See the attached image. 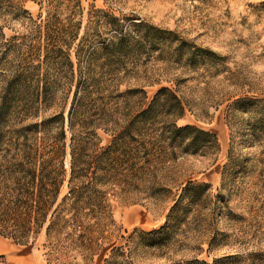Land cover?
Instances as JSON below:
<instances>
[{"label":"rangeland","instance_id":"obj_1","mask_svg":"<svg viewBox=\"0 0 264 264\" xmlns=\"http://www.w3.org/2000/svg\"><path fill=\"white\" fill-rule=\"evenodd\" d=\"M39 1L24 2L29 15L0 11V264H264V0H79L78 14L42 12L40 29ZM160 88L182 116L151 104ZM173 122L212 133L217 149L169 144ZM128 124L136 132L124 139ZM113 140L124 166L133 146L146 164L142 180L123 177L128 167L113 179L105 232L96 212L82 217L94 201H81L84 238L46 237L50 215L27 245L6 237L17 220L8 207L38 188L33 160L60 167L62 198L80 187L68 181L72 146L76 170L83 155L93 170Z\"/></svg>","mask_w":264,"mask_h":264},{"label":"trees","instance_id":"obj_2","mask_svg":"<svg viewBox=\"0 0 264 264\" xmlns=\"http://www.w3.org/2000/svg\"><path fill=\"white\" fill-rule=\"evenodd\" d=\"M26 1L29 0H0V11L5 9L12 10L17 14L29 15L28 11L23 7L24 2ZM37 5L39 7V29L43 26V24L45 25L46 22H48L41 20L42 12H45L46 16L51 13L56 14L58 9L61 7H64L65 10H69V12L77 14L81 12V2L79 0H40ZM110 25L112 29L122 33L123 26L118 21V19L111 18ZM134 26L138 27L139 25H133V27ZM76 30H78V23L73 24V28H70V32L67 33L70 41L65 44L66 47H68L70 43L77 38ZM50 33L51 31L49 29L45 31L46 40L51 37ZM126 35L127 31L121 34V37H125ZM48 44L49 40H47V42L43 45L44 56L46 58L54 52L53 50H45L47 49ZM41 48L42 47H39L37 49V53H41ZM59 51L62 52V50ZM67 61L70 63L69 54L67 55ZM158 100H160L164 106H172L173 110L168 112V115H172L175 118L182 116L183 106L178 97L172 91L167 88H160L154 96L151 104ZM150 107L151 105L148 107L147 112L150 110ZM135 132L136 130L134 126L128 124L124 127V131L122 132L121 136H124V139H128ZM163 135L166 136V141H171L169 144H185V151H191V153H196L197 151H201L202 149L206 148H212L216 150L218 147L216 137L212 133L192 125L177 126L174 122L169 123V126L164 129ZM113 141H115V143H112L105 149L108 153L106 160L110 162L107 164V166H101L93 170H87L89 169L90 165L85 159H89V157L87 158L84 155L82 158V165L84 168H82L80 171L76 170L79 167V164H81V149L76 148L75 152V147L72 146L70 153V174L68 181L70 183L74 182V185L80 184V187H74L70 189L68 196H63L62 198H60V195L61 187L64 182V174L62 171H60V167L58 169L45 171V166H50L52 164V160H33L31 165L35 166L38 164L41 168L38 174L33 173L31 176L33 178V182L38 178V188L34 187V191H32V193H30L27 198L22 197L15 201L11 208L8 207V211L5 214H14V216L17 217V220L11 224V230L9 234H6V237L11 238L18 245H27L30 234H32L33 238H35L47 222L48 215H50L51 221L45 230L46 237H49L53 231L56 235L69 228V234L75 235L78 233L77 238L81 236L84 238L86 233L90 232V229L89 227L84 226L83 222L81 223V213L84 211V207L80 206L81 201L86 205H88L90 201H94L90 205L92 208H90L88 212H84L82 217L88 218L91 215V212H96L99 216L97 229H99L100 232H105L104 228L107 226V224L109 222L112 223L111 213L106 196L108 192L106 191L111 189L113 179L117 175H120L119 171L124 172L125 167H128V173L125 174L124 172L123 177H129L133 180H142L143 176L145 175L144 165L146 164V162L143 161L141 154L137 151V147L133 146V161L128 166H124L120 158L113 156L119 151L116 149L118 145L117 140ZM131 141L133 143V139ZM130 145L132 144L127 143L126 146L130 147ZM102 154L94 157L93 159L98 161ZM142 155L146 157L145 153ZM191 187L192 182H187L183 191ZM58 200H60V202L56 209L50 212L53 206L57 204ZM68 201L72 203L71 210H68L64 207ZM4 225L5 226L2 224L1 226L3 231L5 227L6 229H9L7 222ZM66 233L68 234V231ZM82 247L86 248L83 244ZM88 250L92 252V250ZM95 254L96 253H92L91 256H94Z\"/></svg>","mask_w":264,"mask_h":264}]
</instances>
